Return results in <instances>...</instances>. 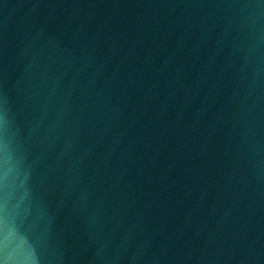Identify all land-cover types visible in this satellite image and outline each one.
Wrapping results in <instances>:
<instances>
[{"label":"water","instance_id":"obj_1","mask_svg":"<svg viewBox=\"0 0 264 264\" xmlns=\"http://www.w3.org/2000/svg\"><path fill=\"white\" fill-rule=\"evenodd\" d=\"M0 264H264V0H0Z\"/></svg>","mask_w":264,"mask_h":264}]
</instances>
